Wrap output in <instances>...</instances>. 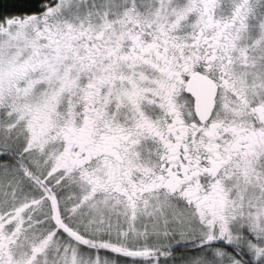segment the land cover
I'll return each instance as SVG.
<instances>
[{
  "label": "snow or ice",
  "instance_id": "6c2138e0",
  "mask_svg": "<svg viewBox=\"0 0 264 264\" xmlns=\"http://www.w3.org/2000/svg\"><path fill=\"white\" fill-rule=\"evenodd\" d=\"M0 264H264V0H0Z\"/></svg>",
  "mask_w": 264,
  "mask_h": 264
}]
</instances>
